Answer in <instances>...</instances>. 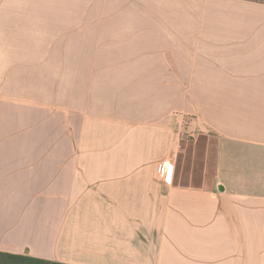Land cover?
<instances>
[{"label": "crops", "instance_id": "0c3cea01", "mask_svg": "<svg viewBox=\"0 0 264 264\" xmlns=\"http://www.w3.org/2000/svg\"><path fill=\"white\" fill-rule=\"evenodd\" d=\"M0 252L264 264V0H0Z\"/></svg>", "mask_w": 264, "mask_h": 264}, {"label": "rangeland", "instance_id": "374dc122", "mask_svg": "<svg viewBox=\"0 0 264 264\" xmlns=\"http://www.w3.org/2000/svg\"><path fill=\"white\" fill-rule=\"evenodd\" d=\"M78 64L79 63H72V73L73 74L78 73L79 70L81 69L80 71L85 72L87 75H93L94 70H96V69L98 70V72L103 71L107 74L116 73V72H114V68L121 69L122 65L127 64V63H89V62H87V63H81L82 64L81 67H78ZM167 65L171 69L170 72L168 71V74L173 75L174 74V71H173L174 62H167ZM120 71H122V70H120ZM118 73H120V72H118ZM173 76H169L166 79L167 89H182L184 100L188 99L189 92H190V89H188V87L191 84L190 83L191 79H188V78L175 79ZM77 81L80 84L85 83L88 86L89 85L94 86V84L102 85V81L104 84L113 82L114 85L119 86V87H124L123 89H125V87H127V86L137 87V86H140L142 84L147 85V86H151V87L158 85V84L162 85L163 79L158 78V77H156V78H154V77L127 78V77H120V76H114V78L107 77V78H102V79H101V77H98L96 79L88 77L86 79L84 78L85 82L82 79H74V80L72 79V82L74 85L77 84ZM173 114L179 115V114H181V112L173 111ZM185 117H187V115Z\"/></svg>", "mask_w": 264, "mask_h": 264}, {"label": "trees", "instance_id": "16d2710c", "mask_svg": "<svg viewBox=\"0 0 264 264\" xmlns=\"http://www.w3.org/2000/svg\"><path fill=\"white\" fill-rule=\"evenodd\" d=\"M0 264H66L37 259L29 256L0 252Z\"/></svg>", "mask_w": 264, "mask_h": 264}, {"label": "built area", "instance_id": "2783aa9c", "mask_svg": "<svg viewBox=\"0 0 264 264\" xmlns=\"http://www.w3.org/2000/svg\"><path fill=\"white\" fill-rule=\"evenodd\" d=\"M161 173H162V174L164 175V177L167 179V175H168V174L166 173V171L162 169V170H161Z\"/></svg>", "mask_w": 264, "mask_h": 264}]
</instances>
